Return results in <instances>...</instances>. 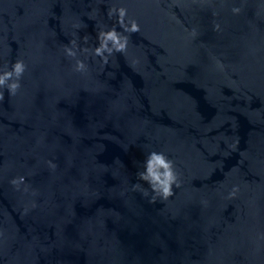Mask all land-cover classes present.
<instances>
[{
    "label": "water",
    "instance_id": "95a60500",
    "mask_svg": "<svg viewBox=\"0 0 264 264\" xmlns=\"http://www.w3.org/2000/svg\"><path fill=\"white\" fill-rule=\"evenodd\" d=\"M121 5L140 33L73 72L72 25L91 49ZM16 59L21 88L0 102V264H264L261 0H0V69ZM150 150L179 175L166 201L131 191Z\"/></svg>",
    "mask_w": 264,
    "mask_h": 264
},
{
    "label": "clouds",
    "instance_id": "9594fccd",
    "mask_svg": "<svg viewBox=\"0 0 264 264\" xmlns=\"http://www.w3.org/2000/svg\"><path fill=\"white\" fill-rule=\"evenodd\" d=\"M261 4L264 5V0H261ZM232 15L236 16L241 13L240 6H232L230 9ZM109 18L115 17V24L107 29H101L96 32L95 46L91 49L82 47L77 43L76 37L80 25L78 23L73 24L72 28L75 29L72 33L73 38L69 39L67 44L62 47L63 54L66 58H70L73 63L71 70L76 73L84 74L88 71V64L86 63L88 57L82 60L79 55L91 53L93 58H99L102 68L109 64V58L113 57L114 53L124 54L127 51L129 42V35L126 34H138L141 31L138 21L128 15V10L124 6H114L107 10ZM119 27V31L117 30ZM85 44L88 43V36L80 37ZM133 69L136 65H131ZM27 65L23 59H16L11 65H6L0 69V102L4 100L5 90L8 96H16L18 90L21 88V78L25 74ZM221 66V71H222ZM109 76H113V73H109ZM237 141H233L228 145L230 150H235ZM228 155V153H225ZM243 155V153H241ZM45 166L54 171L57 164L54 159H48L44 161ZM222 168V164H220ZM232 171H235L233 169ZM137 180L146 184L145 188L142 183H134L131 185L132 192H139L142 197L147 198L149 203H155L157 200L166 201L174 195V188L180 187V179L176 170L174 161L170 159L164 152L150 150L147 152L140 170L136 173ZM8 183L14 190L24 193L29 192V187L25 182V175H16L8 180ZM240 189L237 185H233L224 197L226 200H234L237 198ZM31 195L35 196L36 192H32ZM201 204L207 206V201L202 200ZM32 207H35V202L32 203Z\"/></svg>",
    "mask_w": 264,
    "mask_h": 264
}]
</instances>
